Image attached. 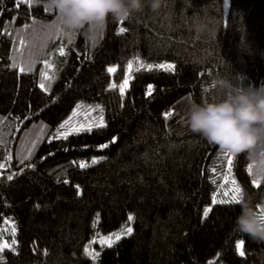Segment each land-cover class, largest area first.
Here are the masks:
<instances>
[{
    "label": "trees",
    "instance_id": "1",
    "mask_svg": "<svg viewBox=\"0 0 264 264\" xmlns=\"http://www.w3.org/2000/svg\"><path fill=\"white\" fill-rule=\"evenodd\" d=\"M196 14L213 19L211 33L192 30ZM237 73L264 84V0L146 6L109 20L91 52L46 0H0V244H12L13 226L16 242L3 264H264V243L234 227L239 204H212L223 198L225 152L181 123L189 97L219 96ZM231 175L264 203L245 154ZM127 227L111 246L95 240Z\"/></svg>",
    "mask_w": 264,
    "mask_h": 264
},
{
    "label": "clouds",
    "instance_id": "2",
    "mask_svg": "<svg viewBox=\"0 0 264 264\" xmlns=\"http://www.w3.org/2000/svg\"><path fill=\"white\" fill-rule=\"evenodd\" d=\"M57 13L60 24L69 33L82 36L91 52L101 46L109 20L123 22L142 13L145 7L158 12L167 0H46ZM214 21L207 14L194 15L191 28L197 34L213 31ZM237 73L235 81H221L223 93L197 103L189 97L181 123L193 134L221 152L245 154L251 176L264 183V84ZM240 213L235 229L252 240L264 243V203L253 204V198L240 188Z\"/></svg>",
    "mask_w": 264,
    "mask_h": 264
},
{
    "label": "snow or ice",
    "instance_id": "3",
    "mask_svg": "<svg viewBox=\"0 0 264 264\" xmlns=\"http://www.w3.org/2000/svg\"><path fill=\"white\" fill-rule=\"evenodd\" d=\"M34 0H16V3H17V7H19L20 4L22 3H27L29 7L32 6ZM57 31L60 33V34H63V31L62 29L58 28ZM125 31V29L121 28V32ZM21 43H23L21 41ZM59 54L61 56H64L65 55V49H64V46L61 45L60 46V50H59ZM137 65H138V68L137 70H139L140 68H146L147 70H151L153 69L154 67L155 68H159V69H163V70H174L175 69V65L174 64H170V63H160V64H156V65H153V64H147L145 65L143 62L141 61H137ZM47 68H50L51 65L50 64H47L45 65ZM127 68L129 70V75L125 78L124 80V83L120 86V91L121 93H123L125 90H126V87L128 85V82H129V79L131 78V70L133 69V62H129L128 65H127ZM115 69L114 68H108V72L111 73V72H114ZM49 77L45 74V79H48ZM41 87L43 88L44 85L41 84ZM113 87H115V85H113ZM153 91V86L152 85H149L148 86V94L151 95ZM79 107V106H78ZM166 116H169L171 115V113H166L165 114ZM70 121H65L64 124H61L60 125V128H64L67 124H69ZM101 126H102V118H101ZM75 131H79L80 129H74ZM88 130H91V126H89V129ZM115 141V138L113 140V142ZM101 147H107V145H102ZM223 155L227 156V164H228V167H227V171L225 172L224 176H223V183L219 185V188L221 189V192L219 193V195H221L223 198H220V199H217V195H213L212 197V204H229V203H234V204H238L239 203V199H240V186L238 185L236 179L234 177H232L231 173H232V164H233V159H234V156L232 154H229V153H223ZM95 162V161H93ZM85 165H81V167H84ZM0 167H3V165H0ZM213 172L216 171L215 168L212 169ZM248 171L249 173L251 174V166L248 167ZM12 177L9 176L8 179H11ZM216 181L213 180V183H215ZM253 184H255L257 187H259V181L257 180H253L252 181ZM226 185H230V187H226ZM212 209L211 208H206L205 211H204V215L207 216L209 212H211ZM260 213H261V218L264 219V209H261L260 210ZM129 221H131L133 219V217L131 215H129L128 217ZM11 232H12V235H13V240H12V244L9 245V244H0V253L3 252V250L5 248H9V247H12L14 248L15 247V227L13 226L12 229H11ZM132 233V229L131 227H127L125 228L124 232L122 233H114L113 236H109L107 238H105L102 243H106L108 244V246H111L112 243H114V240H119L120 239V236L121 235H130ZM237 249L239 250V254L241 256L244 255V251H243V241H240L238 244H237ZM85 254L86 255H90L93 257V259H98V255L94 252H90L88 248H85ZM0 264H3V257L0 256Z\"/></svg>",
    "mask_w": 264,
    "mask_h": 264
},
{
    "label": "rangeland",
    "instance_id": "4",
    "mask_svg": "<svg viewBox=\"0 0 264 264\" xmlns=\"http://www.w3.org/2000/svg\"><path fill=\"white\" fill-rule=\"evenodd\" d=\"M114 233H122V232L118 231V232H114ZM114 233H110V234H107V235H101V236L95 237V240L98 241L99 243H102V241H103L105 238H107V237H109V236H113ZM240 241H241V240H238V241H237V243H236V248H237V244H238ZM103 244H106V243H103ZM106 245H108V244H106ZM237 251L239 252L238 249H237Z\"/></svg>",
    "mask_w": 264,
    "mask_h": 264
}]
</instances>
